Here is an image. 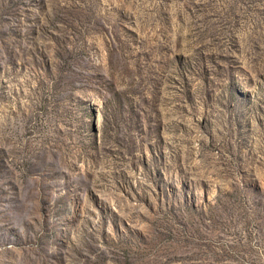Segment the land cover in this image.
Returning a JSON list of instances; mask_svg holds the SVG:
<instances>
[{
  "label": "rangeland",
  "instance_id": "1",
  "mask_svg": "<svg viewBox=\"0 0 264 264\" xmlns=\"http://www.w3.org/2000/svg\"><path fill=\"white\" fill-rule=\"evenodd\" d=\"M0 264H264V0H0Z\"/></svg>",
  "mask_w": 264,
  "mask_h": 264
}]
</instances>
